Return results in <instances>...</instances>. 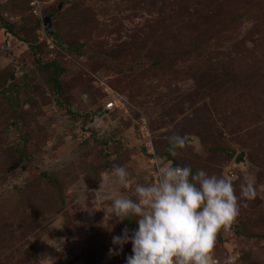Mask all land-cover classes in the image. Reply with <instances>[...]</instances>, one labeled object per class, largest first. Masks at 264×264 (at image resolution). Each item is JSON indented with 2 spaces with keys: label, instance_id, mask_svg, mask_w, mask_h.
<instances>
[{
  "label": "rangeland",
  "instance_id": "obj_1",
  "mask_svg": "<svg viewBox=\"0 0 264 264\" xmlns=\"http://www.w3.org/2000/svg\"><path fill=\"white\" fill-rule=\"evenodd\" d=\"M142 126L159 166L252 184L210 254L264 264V0H0V264H125L95 191L151 182Z\"/></svg>",
  "mask_w": 264,
  "mask_h": 264
},
{
  "label": "clouds",
  "instance_id": "obj_2",
  "mask_svg": "<svg viewBox=\"0 0 264 264\" xmlns=\"http://www.w3.org/2000/svg\"><path fill=\"white\" fill-rule=\"evenodd\" d=\"M171 139L182 146L180 137ZM110 175L120 185L129 184L124 166L114 165ZM95 194L100 201L111 199L109 219L135 218L131 232L125 227L112 236L115 248L108 249L110 255H119L123 245L130 243L131 255L125 256V264H210L215 234L237 217L254 191L250 182L242 183L237 195L224 177L167 164L157 168L155 182L134 185V198L113 197L100 185Z\"/></svg>",
  "mask_w": 264,
  "mask_h": 264
},
{
  "label": "built area",
  "instance_id": "obj_3",
  "mask_svg": "<svg viewBox=\"0 0 264 264\" xmlns=\"http://www.w3.org/2000/svg\"><path fill=\"white\" fill-rule=\"evenodd\" d=\"M115 106H117L116 100H110V101L105 103L104 109H111ZM140 131H141L140 134L143 137V147L145 149V153L147 154L148 162L151 165V167H150V170H151L150 180H151V182H155L156 170L158 167H160L159 165H160L161 160H159V157L157 155H155V151L153 149V145L151 144L150 139L148 137H145L146 136V130H145L144 126L141 127ZM210 256H211V254H210ZM215 262H216V260L213 257H211L210 264H213Z\"/></svg>",
  "mask_w": 264,
  "mask_h": 264
},
{
  "label": "trees",
  "instance_id": "obj_4",
  "mask_svg": "<svg viewBox=\"0 0 264 264\" xmlns=\"http://www.w3.org/2000/svg\"><path fill=\"white\" fill-rule=\"evenodd\" d=\"M8 30H10V27H8ZM45 65H48V64H45ZM52 71H53V74L55 75L57 72H59L60 71V68L59 67H57L56 65H53L52 66ZM53 82H54V87L56 88L57 87V78L54 76V80H53ZM158 156V155H157ZM172 166H178L175 162L174 163H172Z\"/></svg>",
  "mask_w": 264,
  "mask_h": 264
},
{
  "label": "water",
  "instance_id": "obj_5",
  "mask_svg": "<svg viewBox=\"0 0 264 264\" xmlns=\"http://www.w3.org/2000/svg\"><path fill=\"white\" fill-rule=\"evenodd\" d=\"M47 20V18H45ZM44 19V20H45ZM243 162V153L240 152L236 155V157L234 158V163L238 164V163H242Z\"/></svg>",
  "mask_w": 264,
  "mask_h": 264
}]
</instances>
